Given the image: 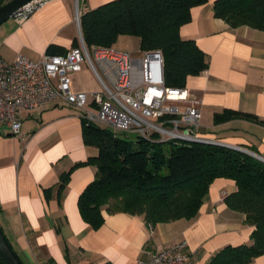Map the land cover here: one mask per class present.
<instances>
[{
	"label": "crops",
	"instance_id": "obj_1",
	"mask_svg": "<svg viewBox=\"0 0 264 264\" xmlns=\"http://www.w3.org/2000/svg\"><path fill=\"white\" fill-rule=\"evenodd\" d=\"M108 1L47 0L25 21L8 19L0 26V58L22 53L39 59L50 45L51 54H65L79 42L77 9L81 14ZM180 35L207 53V69L189 75L184 86L201 113L199 133L264 161V30L231 27L214 15L210 1L192 8ZM112 46L133 56L137 50V57L144 52L135 35L121 34ZM226 110L237 115L216 124L215 115ZM79 114L64 102L21 111L19 136L0 123V225L25 264H137L177 242L185 243L187 264H207L227 245L251 243L255 226L225 201L237 189L227 177L211 183L191 219L151 224L142 215L111 214L104 207L105 221L94 228L79 198L97 176L88 160L99 148L85 142ZM63 174L68 180L61 188ZM249 264H264V255Z\"/></svg>",
	"mask_w": 264,
	"mask_h": 264
},
{
	"label": "trees",
	"instance_id": "obj_2",
	"mask_svg": "<svg viewBox=\"0 0 264 264\" xmlns=\"http://www.w3.org/2000/svg\"><path fill=\"white\" fill-rule=\"evenodd\" d=\"M8 1L0 0V7ZM210 1L214 15L231 27L264 30V0H111L81 13L80 25L90 48L110 47L121 34L140 37L142 50L162 51L165 84L183 87L189 75L207 69L208 59L196 41L181 37L180 28L191 21L193 7ZM236 115L226 110L214 120L219 124ZM82 121L85 142L99 148V155L88 160L97 166V176L79 198L80 211L94 228L105 221L104 207L111 214L142 215L151 224L191 219L211 183L227 177L235 180L237 189L225 197L226 203L245 213L255 229L251 243L227 245L207 264H249L264 255V161L231 147L204 143L137 138V143H144L137 147L109 128ZM67 180L63 174L61 188ZM0 264H7L1 254Z\"/></svg>",
	"mask_w": 264,
	"mask_h": 264
},
{
	"label": "built area",
	"instance_id": "obj_3",
	"mask_svg": "<svg viewBox=\"0 0 264 264\" xmlns=\"http://www.w3.org/2000/svg\"><path fill=\"white\" fill-rule=\"evenodd\" d=\"M47 0H32L19 8L16 18L25 21ZM81 14L76 13L80 25ZM80 28V26H79ZM87 64L100 83L92 92L76 91L71 73ZM186 87L165 84L161 50H144L134 57L128 51L110 47H88L82 31L79 44L65 54H44L32 59L18 54L0 58V123L11 135L19 136L20 112L53 102L74 106L82 119L105 124L114 133L132 132L150 142L182 141L227 146L199 133L201 113L190 104ZM185 243L177 242L137 264H187Z\"/></svg>",
	"mask_w": 264,
	"mask_h": 264
},
{
	"label": "water",
	"instance_id": "obj_4",
	"mask_svg": "<svg viewBox=\"0 0 264 264\" xmlns=\"http://www.w3.org/2000/svg\"><path fill=\"white\" fill-rule=\"evenodd\" d=\"M30 1L32 0H10L6 2L5 4H3L0 7V26L8 19L15 17L19 8H21L23 5L27 4ZM79 26L81 29V25ZM227 147L240 150L242 152H245L249 155H252L254 157L261 159V157H259L256 153L244 147L233 146V145H227ZM0 254L7 264H24L22 259L19 257L18 253L15 251L12 244L10 243L8 237L4 233V230L1 225H0Z\"/></svg>",
	"mask_w": 264,
	"mask_h": 264
},
{
	"label": "rangeland",
	"instance_id": "obj_5",
	"mask_svg": "<svg viewBox=\"0 0 264 264\" xmlns=\"http://www.w3.org/2000/svg\"><path fill=\"white\" fill-rule=\"evenodd\" d=\"M134 57L140 55L138 54V51H135ZM138 54V55H137ZM71 80L73 82L74 88L80 89L82 91L92 92L100 89V83L98 82L96 76L91 71L89 66L87 64H83V67L78 72H73L70 75ZM101 127L106 128L105 124H99ZM117 135H119L121 138H124L128 141H132L133 144L137 147L144 145V143H137V137L132 132H123V131H117ZM177 143H183L182 141H177ZM170 145L168 143L164 144L165 149H169Z\"/></svg>",
	"mask_w": 264,
	"mask_h": 264
}]
</instances>
